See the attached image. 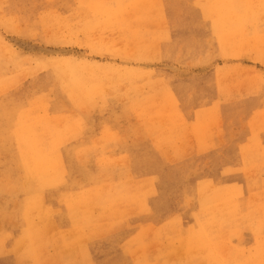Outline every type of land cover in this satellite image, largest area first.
I'll return each mask as SVG.
<instances>
[{
    "label": "rangeland",
    "instance_id": "374dc122",
    "mask_svg": "<svg viewBox=\"0 0 264 264\" xmlns=\"http://www.w3.org/2000/svg\"><path fill=\"white\" fill-rule=\"evenodd\" d=\"M125 1L0 0V264H261L264 0Z\"/></svg>",
    "mask_w": 264,
    "mask_h": 264
},
{
    "label": "bare ground",
    "instance_id": "6f19581e",
    "mask_svg": "<svg viewBox=\"0 0 264 264\" xmlns=\"http://www.w3.org/2000/svg\"><path fill=\"white\" fill-rule=\"evenodd\" d=\"M92 1H93V0H92ZM98 1H99V0H98ZM127 1L129 2V0H126L125 2H127ZM138 1H139V0H137V2H138ZM145 1H146V0H145ZM148 1H149V0H148ZM212 1H213V0H212ZM216 1H217V0H216ZM247 1H249V0H247ZM247 1H246V2H247ZM130 2H131V1H130ZM133 2H134V1H133ZM135 2H136V0H135ZM137 2H136V3H137ZM142 2H143V0H142ZM142 2L139 1L140 5H141ZM152 2H157V1L154 0V1H152ZM160 2H161V1H160ZM223 2H225V1H223ZM99 3H101V2H99ZM106 3H109V2H106ZM122 3H123V2H122ZM131 3H132V2H131ZM131 3H130V5H131ZM136 3H135V4H136ZM147 3H148V2H147ZM149 3H150V1H149ZM149 3H148V4H149ZM213 3H214V1H213ZM216 3H217V2H216ZM133 4H134V3H132V5H133ZM137 4H138V3H137ZM142 4H143V3H142ZM153 4H154V5H157V3H156V4L153 3ZM206 4H207V3H206ZM248 4H249V3H248ZM122 5H124V3H123ZM125 5H126V3H125ZM128 5H129V4H128ZM143 5H144V4H143ZM149 5H150V4H149ZM154 5H152V6H154ZM246 5H247V3H246ZM102 6H103V5H102ZM114 6H115V5H114ZM136 6H137V5H136ZM136 6H135V7H136ZM145 6L147 7L146 4H145ZM160 6H161V5H160ZM103 7H104V6H103ZM120 7H121V6H120ZM122 7H123V6H122ZM139 7L142 8V7H144V6H139ZM158 7H159V6H158ZM212 7H213V6H212ZM212 7L210 8L209 6H207V10L210 8V9H212V11H213V8H215V6H214L213 8H212ZM100 8H101V7H100ZM109 8H110V7H109ZM112 8H113V7H112ZM112 8H111V9H112ZM123 8H124V7H123ZM123 8L121 9L122 11H124ZM128 8H129V7H128ZM130 8H131V7H130ZM130 8H129V9H130ZM137 8H138V6H137ZM154 8L156 9V7H154ZM245 8H246V6H245ZM250 8H251V7H250ZM250 8H249V9H246V10H247V11H248V10H251L252 8H251V9H250ZM138 9L140 10V8H138ZM144 9H145V7H144ZM157 9H158V8H157ZM157 9H156V10H157ZM161 9H162V6H161ZM100 10H101V9H100ZM105 10H106V9H105ZM107 10H108V8H107ZM126 10H127V9H125V11H126ZM252 10H253V9H252ZM122 11L120 12L121 14L123 13ZM130 11L132 12V10H130ZM134 11H135V14H137V13H136L137 9L134 10ZM153 11H154V10H153ZM247 11H245V13H246ZM254 11H255V10H254ZM102 12H103V11H102ZM105 12H106V11H105ZM128 12H129V11H128ZM137 12H138V11H137ZM144 12H145V11H144ZM147 12H148V11H147ZM161 12H162V10H161ZM161 12H160V10H159V12H157V13H161ZM98 13H99V12H98ZM132 13H133V12H132ZM206 13H207V12H206ZM213 13H216L215 9H214V12H213ZM232 13H233V12H232ZM249 13H250V12H249ZM95 14H97V13L95 12ZM104 14H105V13H104ZM121 14H119V15H121ZM238 14H239V13H238ZM241 14H242V13H241ZM246 14H247V13H246ZM129 15H130V14H129ZM140 15H141V14H140ZM140 15H139V16H140ZM145 15H146V14H145ZM145 15H143V16H141V17L143 18ZM153 15H154V14H153ZM157 15H158V14H155V15H154V16H156L155 18H157ZM162 15H163V14H162ZM208 15H209V14H208ZM214 15H215V14H214ZM248 15H249V14H248ZM100 16H101V13H100ZM121 16H123V15H121ZM131 16H132V15H131ZM131 16H130V17H131ZM147 16H148V15H146V17H147ZM150 16H152V15H150ZM216 16H217V15H216ZM229 16H230V15H229ZM233 16H234V14H233ZM246 16H247V15H246ZM255 16H256V15H255ZM132 17H133V16H132ZM136 17H138V16L136 15ZM141 17H140V18H141ZM159 17H160V15H159ZM211 17H212V15H211ZM222 17H223V16H222ZM224 17H225V16H224ZM124 18H125V15H124ZM124 18H123V19H124ZM152 18H154V17H152ZM161 18H163V16H161ZM220 18H221V17H220ZM96 19H97V18H96ZM119 19H120V18H119ZM130 19H133V18H130ZM147 19H150V18H147ZM163 19H164V18H163ZM216 19H217V18H216ZM104 20H105V19H104ZM138 20H139V18H138ZM144 20H145V19H144ZM219 20H220V19H219ZM222 20H224V19H222ZM63 21H64V20H63ZM125 21H126V20H125ZM129 21H130V20H129ZM134 21H135V19H134ZM139 21H140V20H139ZM101 22H102V21H101ZM107 22H108V21H107ZM132 22H133V20H132ZM132 22H130V23H132ZM135 22H136V21H135ZM137 22H138V21H137ZM140 22H141V21H140ZM225 22H226V21H225ZM90 23H91V22H90ZM104 23H105V22H104ZM229 23H230V22H228V24H229ZM91 24H92V23H91ZM230 24H231V23H230ZM128 25L130 26V24H128ZM132 25H133V24H132ZM137 25H138V24H137ZM88 26H89V25H88ZM135 26H136V24H135ZM138 26H139V25H138ZM223 26H224V25H223ZM131 29H132V28H131ZM132 30H133V29H132ZM132 30H131V31H132ZM129 31H130V30H129ZM218 31H219V30H218ZM220 31H221V29H220ZM222 31H223V30H222ZM223 32H224V31H223ZM228 32H230V31H228ZM241 32H242V31H241ZM145 33H146V34H145ZM145 33H144V35H147V32H145ZM238 33H239V32H238ZM220 34H221V33H220ZM227 34H229V33H227ZM233 34H234V33H233ZM144 35H143V36H144ZM148 35H149V34H148ZM152 36H153V35H152ZM145 37H146V36H145ZM150 37H151V36H150ZM218 37H219V36H218ZM222 37H223V36H222ZM230 37H231V36H230ZM230 37H229V38H230ZM233 37H234V36H233ZM146 38H147V37H146ZM223 38L226 40L228 37H226V38L223 37ZM221 39H222V38H221ZM150 40H151V39H150ZM219 40H220V39H219ZM222 40H223V39H222ZM222 40H221V41H222ZM151 41H152V40H151ZM151 41H150V42H151ZM223 41H224V40H223ZM260 41H261V40H260ZM261 42H262V41H261ZM225 43H226V42H225ZM241 43H242V42H241ZM241 43H240V44H241ZM255 43H256V42H255ZM150 44H151V43H150ZM232 44H233V43H232ZM234 44H235V43H234ZM253 44H254V42H253ZM253 44H252V45H253ZM258 44H259V43H258ZM152 45H153V44H152ZM154 45H156V44H154ZM222 45H223V44H222ZM235 45H236V44H235ZM235 45H234V46H235ZM220 46H221V45H220ZM232 46H233V45H232ZM78 62H79V61H78ZM78 62H77V63H78ZM82 62H83V61H82ZM88 63H89V62H88ZM66 64H67V63H66ZM79 64H81V63L79 62ZM68 65H70V64H68ZM71 66H72V65H71ZM77 66H78V64H77ZM84 66H85V65H84ZM78 67H79V66H78ZM78 67H77V69H79ZM82 67H83V66H82ZM88 67H89V66H88ZM91 67L93 68V67H95V66H91ZM83 68H84V67H83ZM83 68H82V69H83ZM94 69H96V68H94ZM80 70H81V69H79L78 71H80ZM78 71H77V72H78ZM114 71H115V70H114ZM83 72H84V71H83ZM109 72H110V71H109ZM80 73L82 74V71H80ZM69 74H70V73H69ZM71 74H72V73H71ZM111 74H113V73H111ZM114 74H116V73H114ZM69 76H70V75H69ZM84 76H85V77H84ZM112 76H113V75H112ZM83 77H84V80H85V78H87V77H89V76L83 75ZM83 77H82V78H83ZM3 78H5V77H3ZM70 79H71V78H70ZM3 82H4V81H3ZM8 82H9V81H8ZM82 82H83V80H82ZM82 82H81V83H82ZM86 82H87V79H86ZM89 82H90V81H89ZM92 82H93V81H92ZM0 83H2V82H0ZM4 83H5V85H6L7 82L5 81ZM7 84H8V83H7ZM0 85H1V84H0ZM83 87H84V86H83ZM86 87H88V86H86ZM101 87H102V85L100 86V88H101ZM97 88H98V87H97ZM167 88H168V87H167ZM83 89L86 90L85 87H84ZM83 89H82V91H83ZM85 90H84V91H85ZM86 91H87V90H86ZM86 91H85V92H86ZM94 91H95V90H94ZM85 92H84V93H85ZM171 92H172V91H171ZM158 94H159V93H158ZM170 94H171V93H170ZM159 95H161V94H159ZM159 95H158V96H159ZM79 96H80V95H79ZM85 96H86V94H85ZM158 96H157V97H158ZM172 97H173V96H172ZM159 98H160V97H159ZM161 98H162V97H161ZM153 99H154V98H153ZM167 99H168V98H167ZM176 99H177V98H176ZM154 100H155V99H154ZM157 100H158V99H157ZM163 100H164V99H163ZM174 100H175V99H174ZM169 101H170V100H169ZM169 101L167 100V102H169ZM176 101L178 102V100H176ZM150 102H151V101H150ZM161 102H162V101H161ZM164 102H165V101H164ZM165 103H166V102H165ZM174 103H175V102H174ZM165 105H169V104H165ZM149 107H150V106H149ZM159 107H162V105H160ZM175 107H176V106H175ZM152 108H153V110H154V107H152ZM155 108H156V107H155ZM142 109H143V108H142ZM163 109H164V108H163ZM143 110H144V109H143ZM169 110H170V107H169ZM162 112L164 113V112H165V109H164V111H162ZM213 113H214V112H213ZM215 113H216V112H215ZM217 113H219V112H217ZM164 114H165V113H164ZM166 114H167V111H166ZM62 115L64 116V114H62ZM167 115H168V114H167ZM159 116H160V115H159ZM159 116H157V117H159ZM24 117H25V115H24ZM45 117H47V116L45 115L44 117H40V118H41V120H42V118H45ZM52 117H53V116H52ZM66 117H68V116L66 115ZM162 117H163V116H162ZM27 118H29V117H27ZM47 118H51V116H50V117H47ZM55 118H57V117L55 116ZM60 118H62V117H60ZM63 118H64V117H63ZM63 118H62V119H63ZM168 118H171V116H170V117L168 116L167 119H168ZM174 118H175V117H174ZM25 119H26V118H25ZM32 119H33V118H32ZM37 119H38V118H37ZM37 119H36V120H37ZM69 119H70V118H69ZM165 119H166V118H165ZM203 119H204V117H203ZM208 119H209V118H208ZM215 119H216V117H215ZM30 120H31V119H30ZM30 120H25L24 122H26V121H29V122H30ZM39 120H40V119L37 120V123H35V122H34V123H35V124H38V121H39ZM44 120H45V119H44ZM44 120H43V121H44ZM46 120H48V119H46ZM51 120H52V119H51ZM168 120H169V119H168ZM168 120H167V121H168ZM170 120H172V119H170ZM210 120H211V119H210ZM34 121H35V120H34ZM172 121H173V120H172ZM176 121H177V120H176ZM211 121H212V120H211ZM214 121H216V120H214ZM49 122H50V121H49ZM53 122H54V121H53ZM55 122H56V119H55ZM72 122H73V121H72ZM203 122H204V121H203ZM203 122H202V123H203ZM220 122H221V121H220ZM34 123H31V124H29V125H32V124H34ZM50 123H52V121H51ZM59 123H60V122H59ZM73 123H74V122H73ZM169 123H170V122H169ZM171 123H172V122H171ZM207 123H208V122H207ZM209 123H210V122H209ZM209 123H208V124H209ZM166 124H167V123H166ZM172 124H173V123H172ZM174 124H175V123H174ZM174 124H173V125H174ZM162 125H163V124H162ZM178 125H179V124H178ZM217 125H218V124H217ZM169 126H171V125H169ZM190 126H191V125H190ZM215 126H216V125H215ZM23 127H24V126H23ZM31 127H32V128H33V127L38 128V125H35V126L32 125ZM31 127H30V128H31ZM76 127H77V126H76ZM76 127H75V129L77 130L78 127H77V128H76ZM185 127H186V126H185ZM187 127H188V126H187ZM187 127H186V128H187ZM209 127H210V126H209ZM18 128H20V127H18ZM32 128H31V129H32ZM39 128H40V127H39ZM204 128H205V127H204ZM210 128H211V127H210ZM45 129H46V128H45ZM45 129H44V130H45ZM165 129H166V128H165ZM168 129H169V128H168ZM182 129H183V127H182ZM191 129H192V126H191ZM206 129H208V128L206 127ZM35 130H36V129H35ZM184 130H185V129H184ZM204 130H205V129H204ZM38 131H39V130H38ZM38 131H37V132H38ZM40 131H41V130H40ZM185 131H186V130H185ZM19 132H20V131H19ZM181 132H182V131H181ZM193 133H194V131H193ZM24 134H26V132H24ZM41 134H42V133H41ZM43 134H44V133H43ZM182 134L184 135V133H182ZM193 135H194V134H193ZM203 135H204V133H203ZM205 135H206V134H205ZM205 135H204V136H205ZM184 136H185V135H184ZM42 137H43V136H42ZM155 137H156V136H155ZM174 137H175V136H174ZM26 138H27V137H26ZM49 138H50V137H49ZM162 139H163V138H162ZM165 139H166V138H165ZM167 140H168V139H167ZM46 141H47V139H46ZM62 142H63V139H62ZM67 142H69V141H67ZM34 143H36V142H34ZM46 143H47V142H46ZM159 143H161V142H159ZM59 144H60V142H59ZM154 144H155V143H154ZM39 145H40V144H39ZM43 145H44V144H43ZM57 145H58V144H57ZM57 145H56V146H57ZM174 146H175V147H178L179 145H178V146L174 145ZM23 147H24V146H23ZM56 148H57V147H56ZM27 149H28V148H27ZM54 150H56V149H54ZM58 150H59V149H58ZM181 150H182V149H180V151H181ZM56 151H57V150H56ZM161 151H162V150H161ZM22 152H23V153H22ZM22 152H21V153L24 154V150H22ZM77 152H78V151H77ZM260 152H261V151H260ZM53 153H55V151L52 152V154H53ZM57 153H58V152H57ZM163 153H164V152H163ZM25 155H26V153H25ZM44 156H45V155H44ZM46 156H47V155H46ZM261 156H262V155H261ZM45 158H46V157H45ZM252 158H253V157H252ZM254 158H256V157H254ZM49 159H50V157H49ZM49 159H48V160H49ZM101 159H102V158H101ZM242 159H243V157H242ZM258 159H259V157H258ZM39 160H40V159H39ZM39 160H37V161H39ZM35 161H36V158L33 159V163H34ZM42 161L44 162V160H42ZM42 161H41V163H43ZM45 161H46V159H45ZM52 161H53V160H52ZM108 161H109V160H108ZM243 161H245V160H243ZM249 161H250V160H249ZM46 162H47V161H46ZM100 162H101V160H100ZM102 162H103V161H102ZM102 162H101V163H102ZM104 162H106V161H104ZM251 162H252V161H251ZM251 162H250V163H251ZM26 163H27V161H26ZM26 163H25V164H26ZM37 163H39V162H37ZM59 163H60V161H59ZM109 163H110V162H109ZM262 163H263V162H262ZM45 164H46V163H45ZM51 164H52V163H51ZM53 164H54V163H53ZM53 164H52V165H53ZM244 164H245V163H244ZM252 164H253V163H252ZM36 165H37V164H36ZM246 165H247V164H246ZM255 165H256V164H255ZM39 166H40V168H41L40 163H39ZM109 166H110V165H109ZM107 167H108V166H107ZM249 167H251V165H250ZM249 167H248V168H249ZM37 168H39V167L37 166ZM44 168H45V167H44ZM44 168H43V165H42V168H41V169H44ZM248 168H247V169H248ZM46 169H47V167L45 168V171H47ZM108 170H109V169H108ZM45 171H44V173H45ZM129 171H130V170H129ZM127 172H128V171H127ZM130 173H131V172H130ZM129 176H130V175H129ZM30 177H31V176H30ZM30 177H29V178H30ZM131 177H132V176H131ZM132 179H133V178H132ZM111 182H112V181H111ZM130 183H131V182H130ZM38 184H39V183H38ZM94 185H96V184H94ZM111 185H114V184H111ZM2 187H4V186H2ZM89 187H90V186H89ZM97 187H98V186H97ZM94 188L96 189V187H93V190H94ZM139 188H141V187H139ZM90 189H91V188H90ZM116 189H117V188H116ZM86 191H88V190H86ZM98 191H100V190H98ZM131 191H134L133 188H132ZM89 192H90V191H89ZM91 192H92V190H91ZM91 192L88 193V195H90ZM100 193H103V191L100 192ZM114 193H115V192H114ZM71 194H72V193H71ZM67 196H68V195H67ZM74 196H75V195H74ZM76 197H78V196H76ZM95 197H96V196H95ZM28 198H29V197H28ZM42 198H43V197H42ZM64 198H65V197H64ZM97 199H98V198H97ZM71 201H72V200H71ZM102 201H103V200H102ZM96 202H97V200H96ZM239 202H240V201H239ZM91 203H92V202H91ZM103 203H104V202H103ZM119 203L121 204L122 202H119ZM123 203H124V202H123ZM241 203H242V202H241ZM76 204H77V203H76ZM96 204H98V203H96ZM111 204H112V203H111ZM113 204H114V203H113ZM243 204H244V203H243ZM261 204H262V203H261ZM67 205H68V204H67ZM88 205H89V204H88ZM114 205H115V204H114ZM121 205H124V204H121ZM121 205H120V206H121ZM239 205H240V204H239ZM241 205H242V204H241ZM48 206H49V205H48ZM70 206H71V205H70ZM97 206H98V205H97ZM111 206H112V205H111ZM120 206H119V207H120ZM127 206H129V205H127ZM85 207H86V206H85ZM116 207H117V205H116ZM121 207H122V206H121ZM244 207H245V206H244ZM36 208H37V207H36ZM39 208H40V206H39ZM49 208H50V207H49ZM73 208H75V207H73ZM73 208H72V210H73ZM91 208H93L92 205H91ZM95 208H96V207H95ZM114 208H115V207H114ZM260 208H261V207H260ZM58 209H59V208H58ZM58 209L56 208L55 211L58 210ZM76 209H77V208H76ZM120 209H121V208H120ZM94 210H95V209H94ZM259 210H260V209H259ZM53 211H54V210H53ZM216 211H217V210H216ZM216 211H215V212H216ZM51 212H52V211H51ZM57 212H58V211H57ZM218 212H219V211H218ZM251 212H252V211H251ZM253 212H255V211H253ZM260 212H261V211H260ZM95 213H96V212H95ZM38 214H41V213H38ZM77 214H78V213H77ZM212 214H213V213H212ZM245 214H246V213H245ZM29 215H30V214H29ZM44 215H45V214H44ZM79 215H80V214H79ZM112 215H113V214H112ZM263 215H264V213H263ZM213 216H214V215H213ZM213 216H212V217H213ZM221 216H222V215H221ZM243 216H244V215H243ZM245 216H246V215H245ZM206 217H207V216H206ZM38 218H39V215H38ZM50 218H51V217H50ZM217 218H218V217H217ZM27 219L29 220V218H27ZM51 219L53 220V218H51ZM209 219H210V217H209ZM228 219H229V218H228ZM240 219H241V218H240ZM32 220H33V219H32ZM47 220H50V219L48 218ZM52 220H51V221H52ZM52 222L54 223V221H52ZM52 222L50 223L51 225H52ZM77 222H79V221H77ZM245 222H246V221H245ZM173 224H175V223H172V225H173ZM177 224H178V223H177ZM213 224H214V223H213ZM222 224H223V223H222ZM243 224H244V223H243ZM39 225H40V224H39ZM39 225H38V226H39ZM48 225H49V224H48ZM207 225H208V224H207ZM210 225H211V224H210ZM46 226H47V224H46ZM49 226H50V225H49ZM175 226H176V225H175ZM175 226H174V227H175ZM230 226H231V225H230ZM240 226H241V225H239V227H240ZM172 227H173V226H172ZM227 227H228V225H227ZM231 227H232V226H231ZM45 228H46V227H45ZM83 228H84V227H83ZM150 228H153V227H150ZM155 228H157V227H155ZM155 228H153V229H155ZM76 229L78 230V228H76ZM81 229H82V228H81ZM81 229H79V231H81ZM178 229H179V228H178ZM185 229H186V228H185ZM33 230H34V229H33ZM41 230H42V229H41ZM60 230H61L63 233H64V231H65V233H67L66 230H62V229H60ZM83 230H84V229H83ZM83 230H82V231H83ZM85 230H86V229H85ZM166 230H169V229H166ZM43 231H44V230H43ZM79 231H77V232H79ZM147 231L150 232V230H147ZM147 231H146V232H147ZM151 231H152V230H151ZM176 231H177V230H176ZM187 231H188V230H187ZM62 232H61V233H62ZM172 232H174V228H173ZM178 232H179V230H178ZM61 233H59V234H61ZM65 233H64V234H65ZM80 233H81V232H80ZM80 233H79V234H80ZM170 233H171V231H170ZM260 233H262V231H261ZM68 234H69V232H68ZM73 234H75V233H73ZM76 234H77V233H76ZM185 234H187V233H185ZM66 235H67V234H66ZM71 235H72V233H71ZM81 235H82V234H81ZM25 236H26V235H25ZM61 236L63 237V235H61ZM64 236H65V235H64ZM179 237H180V236H179ZM186 237H187V236H186ZM216 237H217V236H216ZM261 237H262V236H261ZM261 237H257V238L261 239ZM257 238H256V239H257ZM262 238H263V237H262ZM169 239H170V238H169ZM169 239H167V241H168ZM162 241H164V240H162ZM59 242H60V241H59ZM156 242H157V241H156ZM258 242H259V240L257 241L256 246H259V245H258ZM261 242H263V241H261ZM261 242H259V243L261 244ZM154 243H155V242H153V244H154ZM157 243H158V242H157ZM170 243H171V242H170ZM225 243H226V242H225ZM155 244H156V243H155ZM159 244H160V243H159ZM159 244H158V245H159ZM164 244H165V243H164ZM219 244H220V243H219ZM162 245H163V244H162ZM227 245H228V244H227ZM262 245H263V244H261V246H262ZM154 246H155V245H154ZM159 246H160V245H159ZM216 246H217V245H216ZM220 246H222V245H220ZM261 246H260V248H261ZM160 247H161V246H160ZM228 247H229V245H228ZM228 247H227V248L224 247V248L228 249V250H229V253H230V249H232V248H228ZM263 247H264V246H263ZM132 248H133V247H132ZM157 248H158V247H157ZM218 248H219V247H218ZM248 248L251 249V246H249ZM248 248H247V249H248ZM257 248H258V247H256V250L258 251ZM212 249H213V248H212ZM220 249H221V248H220ZM226 249H225V250H226ZM222 250H223V251H222ZM222 250H220V251H222L223 253L220 252V255H221V254H227V253H224V252H225L224 249H222ZM228 250H227V251H228ZM254 250H255V246H254ZM254 250H253V251H254ZM256 250H255V251H256ZM262 250L264 251V249H262ZM262 250H260L261 252L258 251L259 254H260V253H261V254L263 253ZM218 251H219V250H218ZM249 251H251V250H249ZM253 251H252V252H253ZM255 251H254V252H255ZM257 251H256V253H257ZM183 252H184V251H183ZM183 252H182V254H183ZM202 252H203V249H202ZM202 252H198V253H201V254H202ZM206 252H207V251H206ZM213 252H214V250H213ZM239 252H241V251H239ZM254 252H253V253H254ZM188 253L190 254V251L187 252V254H188ZM214 253H216V252H214ZM214 253H213V255H216V254H217V253H216V254H214ZM241 253H243V252H241ZM241 253H240V255H242ZM145 254H146V253H145ZM184 254H185V252H184ZM184 254H183V255H184ZM244 254L246 255V253H244ZM244 254H243V255H244ZM259 254H258V255H259ZM205 255H206V254H205ZM213 255H212V256H213ZM234 255H235V254H234ZM253 255H254V254H253ZM140 256H141V255H140ZM201 256H202V255H201ZM212 256H211V257H212ZM216 256H219V254L216 255ZM216 256H215V257H216ZM247 256H248V255H247ZM247 256H245V257H247ZM137 257H138V256H137ZM183 257L185 258V256H183ZM221 257H222V256H221ZM253 257H254V256H253ZM186 258H187V257H186ZM207 258H209V257H207ZM222 258H223V257H222ZM225 258H229V257H226V255H225ZM225 258H223V259H225ZM232 258H233V257H232ZM237 258H238V255H237ZM259 258H260V257H259ZM262 258H263V257H262ZM220 259H221V258H220ZM220 259H219V260H220ZM223 259H222V260H223ZM248 259H249V258H248ZM204 260H205V259H204ZM225 260H226V259H225ZM227 260H232V259H227ZM217 261H218V260H216V262H217ZM223 261H224V260H223ZM233 261H234V260H233ZM252 261H253V260H252ZM262 261L264 262L263 259H262ZM262 261H261V259L259 260V262H261V264L263 263ZM208 262H209V260H208ZM250 262H251V261L249 260L248 263L250 264ZM259 262H258V263H259ZM218 263H219V262H218ZM248 263L246 262V264H248ZM251 263H252V262H251ZM255 263H256V262H254V263H252V264H255ZM208 264H209V263H208ZM216 264H217V263H216ZM222 264H223V263H222Z\"/></svg>",
    "mask_w": 264,
    "mask_h": 264
}]
</instances>
